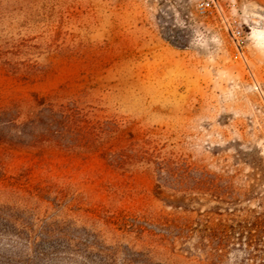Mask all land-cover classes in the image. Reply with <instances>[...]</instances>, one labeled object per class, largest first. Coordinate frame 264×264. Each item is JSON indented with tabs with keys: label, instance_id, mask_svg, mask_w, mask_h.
Wrapping results in <instances>:
<instances>
[{
	"label": "rangeland",
	"instance_id": "1",
	"mask_svg": "<svg viewBox=\"0 0 264 264\" xmlns=\"http://www.w3.org/2000/svg\"><path fill=\"white\" fill-rule=\"evenodd\" d=\"M35 97L122 161L0 142V264H264V0H0V109Z\"/></svg>",
	"mask_w": 264,
	"mask_h": 264
},
{
	"label": "trees",
	"instance_id": "2",
	"mask_svg": "<svg viewBox=\"0 0 264 264\" xmlns=\"http://www.w3.org/2000/svg\"><path fill=\"white\" fill-rule=\"evenodd\" d=\"M36 110L23 121L10 110L0 109V142L14 144V138L27 141L28 145L54 142L67 149L99 151L109 158L110 164L120 165L123 153L105 148V137L115 131L118 123H100L88 118V112L74 101L55 102L46 97H35ZM5 130V131H4ZM141 151V150H140ZM144 155L148 152L141 151ZM163 168V167H162Z\"/></svg>",
	"mask_w": 264,
	"mask_h": 264
}]
</instances>
